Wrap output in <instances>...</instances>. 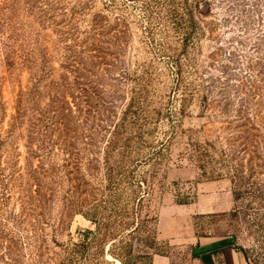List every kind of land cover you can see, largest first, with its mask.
Masks as SVG:
<instances>
[{"label":"rangeland","instance_id":"1","mask_svg":"<svg viewBox=\"0 0 264 264\" xmlns=\"http://www.w3.org/2000/svg\"><path fill=\"white\" fill-rule=\"evenodd\" d=\"M105 1L0 0V264H61L83 231L94 230L71 208L66 178L73 166L65 160L81 159L79 172L86 181L101 177L109 138L105 120L113 116L118 121L130 91L140 81L149 88V120L142 123L139 155L125 157H162L156 152L165 151L174 127L184 131L204 126L235 152L236 157H228L231 164L242 165L245 174L253 169L254 185L236 202L229 178H201L188 161L179 160L184 141L179 133L170 146L172 160L160 172L166 175L165 189L150 207L158 220L156 250L148 248L141 235L126 239L133 244L130 255H111L118 249L110 248L109 241L103 247L94 245L75 264H121V260L150 264L158 254L171 264H187L200 236L229 238L245 252L249 264H264V0H200L207 16L205 34L199 37L197 30L186 50L183 32L156 15L148 18L140 4L117 0L119 10L109 12ZM96 14L112 22L116 15L125 19L126 34L116 62L105 53L87 51L88 42L82 43ZM108 39L104 36L102 41ZM98 47L105 51L108 45ZM81 49L86 58L104 59L98 71L103 94L96 103L105 111L94 132V146L84 138L81 156L69 157L59 146H43V131L52 133L50 144L57 135L54 126L41 127L36 120L54 99L48 86L75 82L69 70L76 66L71 56ZM108 70L111 76L103 75ZM205 93H210V109L204 113ZM65 100L76 111L74 100L70 96ZM252 126L259 131L249 134L258 138L249 141L247 131ZM43 174L51 176L45 181L53 195L43 208L27 210L21 203L20 185L30 175ZM175 195L187 197L190 203L177 204ZM128 213L123 215L125 222Z\"/></svg>","mask_w":264,"mask_h":264},{"label":"trees","instance_id":"2","mask_svg":"<svg viewBox=\"0 0 264 264\" xmlns=\"http://www.w3.org/2000/svg\"><path fill=\"white\" fill-rule=\"evenodd\" d=\"M254 1L258 3V0ZM124 2L138 3L148 18L156 15L162 22L169 24L173 30H181L184 50L197 30H200L199 37L205 34L203 20L207 16L201 9L200 0H195L192 4L189 0H124ZM104 6V9L109 12L119 10L117 0H107ZM91 21V32L87 33L88 38L82 42L84 44L88 42L89 47L86 50L105 53L112 57L113 62L118 61L121 54L120 40H123L126 34L125 19L116 15L112 22L107 17L96 14ZM104 36L110 39L102 41ZM103 43L108 45L105 51H101L102 48L98 47ZM83 53L84 50L81 49L71 56L74 58L73 64L77 66L69 69L74 73L75 82L48 86L49 91L54 93V99L51 104L47 105L43 114L39 113L40 118L36 120L41 127L54 126V132L57 135V139L50 144L53 141L52 133L43 131L41 133L44 139L43 146H59L61 151L69 157L81 156L79 146L84 138H88L92 145L96 143L94 132L101 126L98 124L102 121L100 115L105 111L99 110L96 103V98L103 94L98 71L103 66L104 59H101V55L99 58L95 56L86 58ZM114 66L113 63L110 68ZM111 73L108 70L103 75L111 76ZM137 85V88L130 91L131 96L118 121H115L113 116L105 120L106 127L103 128L109 133V138L106 140L101 177H92L93 181H86L84 175L79 172L81 159L65 160L66 164L73 166L66 178L69 182L68 197L71 208L74 214H81L90 221L94 230L83 231L81 239L77 243H72L67 259L61 264H75L76 260L85 256L94 245L103 247L109 241L111 242L110 248L118 249V253L111 251V255L116 257L122 254L130 255L133 251V244L127 242L126 239H138L141 235L144 237L146 246L156 250L159 246L156 237L158 220L156 216L150 214V207L157 193L161 195L165 189L166 175L162 176L160 172L172 160L170 146L179 133L184 136L183 150L178 154L179 160L188 161L190 166L199 172L201 178L206 180L229 178L233 185L236 202L243 197L244 192H249L246 190L254 185L251 182L255 176L253 169H250L249 174H245L242 165L231 164L228 157H234L235 152L228 149L227 141L223 142L219 135L210 133L204 126L200 129L191 128L184 131H179L174 127L165 151L156 152L162 157H125L127 154L139 155L144 140L142 123L149 120L147 115L149 88L143 81ZM252 89H254L253 86ZM208 94L210 93H205L201 97L204 113L210 109ZM69 96L74 100L76 111L65 100ZM183 100L186 101V99ZM184 113V109H181L180 115ZM160 114L158 112V115ZM79 119L83 120L82 123H78ZM251 130L258 129L252 126L247 131L246 140L258 138L256 135L249 134ZM249 144L252 146L253 142ZM242 151L258 154L257 150L244 149ZM258 156L261 155H256ZM48 179H51L50 175L43 174L42 177L30 175L20 185L21 203L27 210L43 208L50 201L53 189L49 183H46L45 180ZM175 202L179 205L190 203L187 197L181 195H175ZM127 210L129 219L125 222L123 215ZM125 231L128 233L125 234ZM241 251L245 255V252ZM152 262L153 259L150 264ZM121 264H127V262L121 260Z\"/></svg>","mask_w":264,"mask_h":264},{"label":"crops","instance_id":"3","mask_svg":"<svg viewBox=\"0 0 264 264\" xmlns=\"http://www.w3.org/2000/svg\"><path fill=\"white\" fill-rule=\"evenodd\" d=\"M152 264H171L165 256H155ZM187 264H249L244 253L229 238H197Z\"/></svg>","mask_w":264,"mask_h":264}]
</instances>
